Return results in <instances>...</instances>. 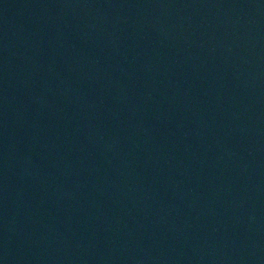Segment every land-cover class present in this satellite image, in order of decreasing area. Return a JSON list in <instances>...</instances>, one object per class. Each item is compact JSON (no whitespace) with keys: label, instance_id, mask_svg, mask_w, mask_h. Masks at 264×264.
Returning <instances> with one entry per match:
<instances>
[{"label":"water","instance_id":"1","mask_svg":"<svg viewBox=\"0 0 264 264\" xmlns=\"http://www.w3.org/2000/svg\"><path fill=\"white\" fill-rule=\"evenodd\" d=\"M0 264H264V0H0Z\"/></svg>","mask_w":264,"mask_h":264}]
</instances>
